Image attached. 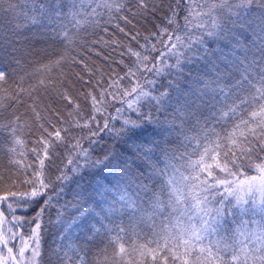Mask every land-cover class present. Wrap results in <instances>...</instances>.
Returning <instances> with one entry per match:
<instances>
[{"label":"snow or ice","instance_id":"snow-or-ice-1","mask_svg":"<svg viewBox=\"0 0 264 264\" xmlns=\"http://www.w3.org/2000/svg\"><path fill=\"white\" fill-rule=\"evenodd\" d=\"M39 2L0 0L17 65L0 71V264H264V0H69L58 25ZM189 65L216 70L197 81L208 118L145 137ZM49 209L62 242L42 250Z\"/></svg>","mask_w":264,"mask_h":264},{"label":"trees","instance_id":"trees-1","mask_svg":"<svg viewBox=\"0 0 264 264\" xmlns=\"http://www.w3.org/2000/svg\"><path fill=\"white\" fill-rule=\"evenodd\" d=\"M20 2L23 6V0H20ZM66 2H69V0H40L37 5V7L40 9V12L38 14L44 17L46 25H58L63 22L61 18L66 13L67 9L61 8L60 5L61 3ZM51 8H55L56 11L52 12ZM45 13H47V15H45ZM112 32H115L114 27L112 28ZM120 35L121 34L116 33V35L113 36V39H118ZM21 39H23V37H21ZM247 39L250 40L251 37L247 36ZM12 46L13 45L10 44L7 40L0 38V71H4L6 73H9L10 75L14 74L17 71L15 56L11 52ZM212 46L213 50H220L218 45L213 44ZM77 50L79 51V49ZM103 51H108V49H104ZM209 56L211 58L210 53ZM244 56V53H240L239 55H237V59L243 61ZM86 59H88L90 63L94 60L98 67H104L105 71H107V68L104 65L103 56H90L86 57ZM223 59L224 57H221V60ZM125 60H128L127 56H125ZM213 63H215V61H213ZM112 67H115V65H112ZM190 67L191 65L183 70V75L177 76L173 79H166L164 81V84L162 86L166 88L168 96L164 98L160 105L157 106L154 104H147L144 108V111L152 116V120L147 123V127L150 129L147 133H145V137H150L152 134V129H155L157 132L161 133L159 137H153V139L157 142L168 139H175L179 135L178 129L189 130L195 127L198 122H202L203 120L208 118L209 113L211 112V109L216 101L211 93H206L202 90L204 87L203 84L197 83V81H205L210 79L211 76L205 75V73L207 72L211 75H216V70L212 68L211 65H209V67L203 72L197 73L190 72ZM196 67L199 68L200 65H196ZM76 70H79V66L76 67ZM117 71H120V69H117ZM221 72H225L226 76H231V78L233 79L237 75L235 71L228 72L223 68L221 69ZM254 74L255 73H253V75ZM78 87L79 86H77V89ZM41 107L43 108V104H41ZM219 130L220 129L217 128V131ZM33 139L34 137L32 136H28L26 139V143L29 149L32 147ZM109 139L110 138L108 136H105L104 140L100 142L99 146H94L96 150L99 151L100 147L107 145ZM165 147L173 150L178 157L185 151L184 147L177 143L166 144ZM192 147H194V144L188 148L189 153L192 152ZM118 150L125 151L126 149L124 148V146H119ZM28 155L30 156V152ZM0 156H2V154H0ZM186 159L187 157H184L183 159H177L175 163H177L178 165L183 164ZM3 162L7 164L6 157L3 158ZM0 194L3 193L0 192ZM65 199H71V194L69 193L65 195ZM61 203H63V201H61ZM232 212L235 215H229L223 221V223L228 228H234L236 226L232 223V221L236 218V216L240 215L239 209H232ZM49 214L54 220L56 210L49 209V213H46L44 215L43 219L46 224L49 220ZM244 218L247 219L248 217L245 216ZM144 231L146 232L147 229H144ZM134 238L135 237H133L132 239ZM61 242L62 241L60 240L57 226L47 224V230L44 233L41 241L42 250L58 247L59 243ZM131 242V240H127V244H130ZM101 247H103V245H101ZM93 251H96V249H93Z\"/></svg>","mask_w":264,"mask_h":264},{"label":"rangeland","instance_id":"rangeland-1","mask_svg":"<svg viewBox=\"0 0 264 264\" xmlns=\"http://www.w3.org/2000/svg\"><path fill=\"white\" fill-rule=\"evenodd\" d=\"M254 174V173H253ZM135 239V238H134ZM140 242H143V240H140ZM127 246V245H126Z\"/></svg>","mask_w":264,"mask_h":264}]
</instances>
